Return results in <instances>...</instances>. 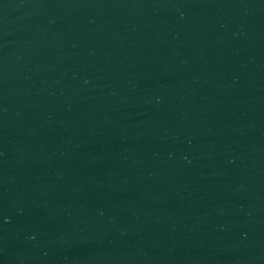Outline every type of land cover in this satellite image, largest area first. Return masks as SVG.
Wrapping results in <instances>:
<instances>
[{"label":"water","instance_id":"water-1","mask_svg":"<svg viewBox=\"0 0 264 264\" xmlns=\"http://www.w3.org/2000/svg\"><path fill=\"white\" fill-rule=\"evenodd\" d=\"M0 264H264V0H0Z\"/></svg>","mask_w":264,"mask_h":264}]
</instances>
